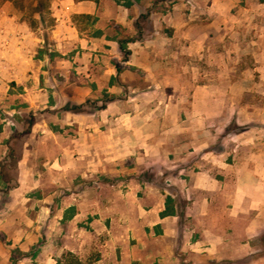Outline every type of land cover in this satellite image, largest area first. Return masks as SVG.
<instances>
[{
	"label": "crops",
	"instance_id": "crops-1",
	"mask_svg": "<svg viewBox=\"0 0 264 264\" xmlns=\"http://www.w3.org/2000/svg\"><path fill=\"white\" fill-rule=\"evenodd\" d=\"M154 1L137 2L132 6L136 11H132L116 0H57L52 7L55 24L50 33L47 25L35 28L20 21L17 13L9 15L0 9V90L11 88L8 81L23 87L30 98L52 89L51 93L66 98L61 103L66 114L76 116L79 122H85L80 116L86 114L91 118L85 123L92 126L87 134L52 135L45 161L39 163L46 176L42 199L34 194L40 187L32 180L38 164L33 152L23 150L16 157L13 169L18 171L19 182L9 188L12 202L9 210L0 214V235L12 242V248L28 252L43 236L37 221L45 222L49 227L44 231L49 248L43 255L45 262L49 257L56 262L54 255L59 251L61 255L70 251L83 256L97 246L104 253L99 264H106L108 257L112 264H264V149L241 152L237 148L233 153L237 160L230 162L231 153L211 149V131L204 129V134L197 135V129L192 128L187 144L178 143L174 136L189 132V119L164 118L160 131H148V120L134 125V118L127 112L129 106L138 108V103L130 105L129 100L116 96L139 87L131 83V66L147 70V77H181V71L169 66L172 58L206 48L210 37L207 28L214 23L193 22L198 14H192V0L173 1L170 9L163 8L166 5L162 0L152 12L150 27L137 25V19ZM211 1L205 15L217 17L214 11L220 8L226 20L221 24L228 25L229 3L233 0ZM80 15L98 17L93 32L78 25L76 17ZM116 26L141 33L140 38L126 42L130 53L124 58L120 45L123 39ZM163 27L173 28L172 36L167 37L172 47L165 57L160 56L167 42L160 40ZM147 29L153 32L148 38ZM48 34L55 46L50 51L60 55L46 51L39 57V49L48 45ZM84 48L86 52L82 53H88L86 66L88 62L97 63L93 70L75 66ZM151 52L156 54L155 59L149 58ZM158 67L163 69L158 71ZM206 87L197 90L202 92ZM93 89L116 95L97 112L88 113L79 95L90 94ZM68 101L76 105L69 106ZM30 104H37L35 98ZM193 105L199 107L200 101ZM161 106L167 109L177 104L165 102ZM55 107L57 103L51 105ZM116 111L120 116L111 118ZM191 121L193 126L209 123L203 116ZM107 122L122 129L134 128V133L110 130L102 134L100 126ZM240 155L243 161L238 160ZM2 180L9 184L6 178ZM38 202L46 203V213L23 211ZM54 203L61 204L59 213L53 209ZM71 206L77 211L68 220L64 212ZM20 209L23 213L17 212ZM91 216L99 230L87 233L66 229L68 223L86 221ZM11 257L12 249L0 239V264H11ZM40 259L41 255H30L20 261L29 264L27 260Z\"/></svg>",
	"mask_w": 264,
	"mask_h": 264
},
{
	"label": "rangeland",
	"instance_id": "rangeland-1",
	"mask_svg": "<svg viewBox=\"0 0 264 264\" xmlns=\"http://www.w3.org/2000/svg\"><path fill=\"white\" fill-rule=\"evenodd\" d=\"M56 1L50 0L51 13ZM140 1L142 0H119L118 3L132 8L135 3H140ZM160 1L162 0H155L154 4L148 7L146 12L147 17L137 25L143 24L148 28L150 27L152 12L157 8ZM164 1L166 6L163 8L170 9L173 1L176 0ZM259 1L261 2V0H233L229 3L228 25H223L221 24L222 21L226 23V20L224 14H221L220 8H218V11H214V13H217V17L214 14L210 16V14L205 15L204 13L205 8H208L212 4L211 0H192V14L194 12L198 14V20L193 19V22L202 21L200 22L202 25L205 22L207 24L210 22L214 23L207 28L208 32H210V37L207 40L206 48L201 50L200 53L196 52L195 54L193 52L192 55L183 53L179 58H172L173 60L169 66L177 72L181 71L183 73L181 77H177L176 75L168 78L147 77L145 75L147 70L136 65L131 66L133 77L131 83L139 87H137V90L127 89V93L122 92L115 95L129 100L130 105L138 103V108L129 106L127 109V112L135 120L133 124L137 125L148 120V131H160L164 118L173 120L187 118L191 124L189 132H186L183 136L176 134L174 139L178 143L187 144L189 140L187 137L189 134H192V128L197 129L195 131L197 135L204 134V129L208 133L211 131L210 133L214 139L211 149L215 152L223 150L231 153L228 157L230 162L237 160L236 155L234 156L233 154L237 148L241 152L249 148L255 151L263 150L264 5H259ZM0 9L5 10L9 15L17 13L20 21L33 25L35 28L42 25L40 22L32 20L34 16L31 17L28 9L19 11L10 1L0 3ZM132 11H136V8H132ZM47 18V28L50 33L51 27L55 24V18L52 14ZM139 19L141 20V17ZM139 19H137V22ZM76 22L78 25L86 27L91 33L98 25V17L80 15L76 17ZM115 28L120 32L119 35H121L124 41L131 42L130 40L138 39L141 36L139 31H132L128 26L123 27V30L118 26ZM171 29L173 28L163 27L162 34L159 35L161 37L160 40L167 41V44L165 43V46L161 47L165 48V52L160 54L161 57H165L169 53L166 50L169 51L172 47L169 44L171 43V39L167 38L168 36H172ZM196 31L198 32L199 30L197 29ZM152 34L153 32L149 29L145 31L147 38ZM46 40L48 45L40 48L37 55L42 57L46 54V51L52 53L54 56L60 55L58 51H50V49H55L50 34H48ZM149 48L155 49L154 46ZM82 52H86V49H81V60L75 66L93 70L94 65H97V63L94 61L88 62V66H86L87 62L85 61L88 60V53ZM93 52L98 53V51ZM129 53L126 54L123 51L121 54L122 58L129 55ZM130 56H132V52ZM155 56L156 54L151 52L149 58L154 57L155 59ZM160 67L157 68L158 71L163 69ZM8 84L11 85L9 90H0V168L3 165L5 166V178L9 181V184H7L0 177V214L9 210L12 202L9 188L11 185L19 182L17 178L19 176L18 171L13 169V163H10V158L7 157L11 147H13L15 152V158L23 150L33 152L32 158L38 164L36 166L37 173L32 175V180L40 188L35 190V193H29H37L38 199H42L46 176L44 166L39 163L45 161L48 145L54 139L52 135L76 136L78 133L87 134L92 130V126L85 123L88 118H91L88 115L82 114L84 116L80 117L85 122H79L76 120V116L66 114L67 110H64L61 105L66 99L63 95L51 93L50 90L52 89H49L48 93L35 95V97L34 95L31 96L37 102V104L31 106V98L25 94L26 92L23 87L18 86L16 82L8 81ZM204 86H207L205 90L198 92L197 89ZM93 90L94 92L90 94L79 95L87 106L85 111L88 113L92 111L97 112V109L99 110L112 96H115L106 91L99 92L96 91L97 89ZM195 101H200V106L197 108H194L193 105ZM165 102L177 104V107L163 109V106H161L159 108V105H164ZM56 103L58 107L52 109L51 105H55ZM67 104L74 106L76 102L68 101ZM118 116H120V113L116 111L115 115H111V118ZM202 116L208 118L209 123L202 126H193L191 120ZM25 119L34 124L31 126L27 125L26 121L24 122ZM110 130L115 131L117 134H132L135 129H122L118 124L116 125V123L113 124L111 122L101 125L99 129L102 134L110 132ZM238 160L243 161V155H240ZM23 178L25 177L23 176ZM38 203L40 204H32L29 208L27 207L28 210L24 208L23 211L34 215L46 213V203ZM53 209L56 210V213H59L62 209L61 204L54 203ZM76 211V206L66 208L64 212L66 218L71 220ZM17 212L22 211L20 209ZM92 220L91 216L86 221L70 222L66 229L71 232L84 230L88 231L87 233L96 229L99 230L101 227L93 226ZM45 224L43 221H37V229L42 232L43 236H40L36 247L28 252H24L16 247L12 248V242L0 235V239L8 248L12 249L11 264H22L21 262L30 255L36 257L41 255V259L37 262H29L30 260H27L26 263L28 262L29 264H99L100 262L97 261L104 258L101 248H97L96 246L94 250H90L86 254H83V256L70 251L64 252L61 255L59 251L57 256L54 255L56 262L51 260L50 257L47 259L49 262H45L46 259L44 260L43 255L49 249L46 248L48 238L44 233L49 227L45 226ZM56 224L60 225V223ZM107 224L111 226L110 222H107ZM27 227L29 226L27 225ZM78 237H81V235H78ZM73 240L76 241L74 238ZM89 240L91 241V239ZM55 242L57 243L59 240L57 239ZM106 264H112V260H109V257Z\"/></svg>",
	"mask_w": 264,
	"mask_h": 264
},
{
	"label": "trees",
	"instance_id": "trees-1",
	"mask_svg": "<svg viewBox=\"0 0 264 264\" xmlns=\"http://www.w3.org/2000/svg\"><path fill=\"white\" fill-rule=\"evenodd\" d=\"M5 1H10L15 8H17L19 11H24L25 9H28L30 11L32 20L40 22L42 25H47L48 16L51 15V6H50V0H0V3H3ZM99 1V0H96ZM119 1V0H118ZM261 2H264V0H261ZM88 16V15H87ZM147 17V13H144L141 15V19H144ZM141 20L139 19L137 24H139ZM46 27V26H44ZM127 41L120 42L122 50L128 54L129 50L127 48ZM81 106L75 107L74 109H80ZM10 163H16L17 158H15V152L12 149L11 156H10ZM5 166L3 165L0 170V177L2 179L5 178Z\"/></svg>",
	"mask_w": 264,
	"mask_h": 264
}]
</instances>
